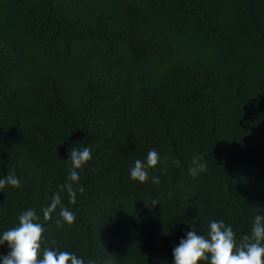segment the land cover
I'll list each match as a JSON object with an SVG mask.
<instances>
[{
	"label": "trees",
	"instance_id": "16d2710c",
	"mask_svg": "<svg viewBox=\"0 0 264 264\" xmlns=\"http://www.w3.org/2000/svg\"><path fill=\"white\" fill-rule=\"evenodd\" d=\"M72 147L91 150L75 204L60 189ZM150 150L159 163L132 180ZM10 171L21 187L0 190V235L35 210L40 258L174 264L193 227L250 235L264 216V0H0V178ZM10 252L0 244V264Z\"/></svg>",
	"mask_w": 264,
	"mask_h": 264
},
{
	"label": "clouds",
	"instance_id": "9594fccd",
	"mask_svg": "<svg viewBox=\"0 0 264 264\" xmlns=\"http://www.w3.org/2000/svg\"><path fill=\"white\" fill-rule=\"evenodd\" d=\"M70 170L67 182L60 185L62 192L66 191L69 202L75 204L77 192L83 194L85 188L79 184L80 175L77 170L82 169L91 159V150L87 147H72L69 150ZM165 157V162H167ZM159 156L155 150L147 153L146 160L137 159L134 167L130 169L131 179L144 183L148 180V169L155 168L159 163ZM179 164V161H173ZM206 163L202 155L194 156L189 167V173L196 177L200 172L206 171ZM153 183L159 184V178L153 177ZM13 188L21 187L20 180L15 173L0 178V190L6 186ZM146 202V201H145ZM149 204V202H146ZM153 206L157 201H151ZM61 205V197L56 194L50 203L41 209L43 219L48 221L56 212L57 206ZM60 217L68 225L75 222V215L69 209L61 206ZM38 216L35 210L29 209L19 216V225L5 231L0 235V244L7 242L11 247L8 256L3 257V264H85L84 260L68 251H53L45 249L43 258H40L41 239L44 227L37 222ZM59 226L61 221H56ZM186 238L180 240L178 246L173 249L174 264H200L201 261H208L210 264H264V216L257 215L251 227V234L241 237L239 242L236 239L233 228L226 225L224 221H212L208 237L198 235L195 227L186 234ZM89 264H95L90 261Z\"/></svg>",
	"mask_w": 264,
	"mask_h": 264
}]
</instances>
